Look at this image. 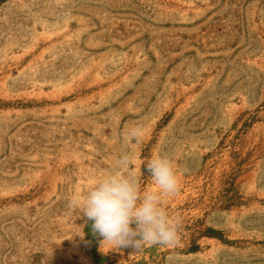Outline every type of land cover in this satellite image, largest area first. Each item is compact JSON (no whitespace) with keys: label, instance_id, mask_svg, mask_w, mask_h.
<instances>
[{"label":"rangeland","instance_id":"374dc122","mask_svg":"<svg viewBox=\"0 0 264 264\" xmlns=\"http://www.w3.org/2000/svg\"><path fill=\"white\" fill-rule=\"evenodd\" d=\"M157 153L177 242L101 245L73 195ZM0 264H264V0H3Z\"/></svg>","mask_w":264,"mask_h":264},{"label":"clouds","instance_id":"9594fccd","mask_svg":"<svg viewBox=\"0 0 264 264\" xmlns=\"http://www.w3.org/2000/svg\"><path fill=\"white\" fill-rule=\"evenodd\" d=\"M141 134L139 128L128 131L137 141ZM126 162L127 156H120L116 170L100 173L82 192L75 193L72 207L91 221L92 232L109 249L140 250L145 245L175 244L180 221L164 206V200L179 189L173 160L157 153L148 161L146 166L154 185L148 189H142L134 175L119 170Z\"/></svg>","mask_w":264,"mask_h":264},{"label":"trees","instance_id":"16d2710c","mask_svg":"<svg viewBox=\"0 0 264 264\" xmlns=\"http://www.w3.org/2000/svg\"><path fill=\"white\" fill-rule=\"evenodd\" d=\"M3 0H0V3L2 2Z\"/></svg>","mask_w":264,"mask_h":264}]
</instances>
